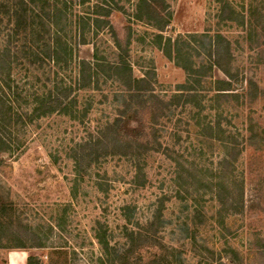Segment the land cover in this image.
<instances>
[{"label":"trees","instance_id":"16d2710c","mask_svg":"<svg viewBox=\"0 0 264 264\" xmlns=\"http://www.w3.org/2000/svg\"><path fill=\"white\" fill-rule=\"evenodd\" d=\"M215 1L219 13L214 31L190 36L192 42L180 37L172 42L157 35L164 56L186 73L185 82L164 100L154 90L153 73H145L141 79L133 77L128 51L130 36L123 42L109 21L114 11L124 12L120 1L0 0V156L13 154L21 148L22 141L17 134L21 129L51 115H62L81 125L86 134L81 141L65 149L66 158L73 162L74 193L77 182L84 177L83 164L91 167L114 156H131L138 162L141 156L152 153L166 157L174 164L171 176L177 186L176 198L183 194L181 199L197 201L199 197L193 196H198L199 192L189 191L188 180L200 184L206 175L197 171L196 165L195 169L193 165L188 166V171L183 164L186 163L182 161L183 151L175 138H178L176 125L181 119L167 135L158 134L156 129L168 125L170 121L167 120L173 119L175 110L191 108L196 111L195 117L200 118L214 114L215 119L203 123L200 129H208L210 134H222L219 141L229 150L223 159L224 168L232 165L248 147L256 151L264 147V132H254L252 126L247 130L248 135H242L241 139L222 128L223 124H230L222 119L229 98H241L244 102L249 97L255 98L259 88L252 80L243 85V79L232 68V42L218 27L222 22L233 24L250 48L264 42V0L248 9L235 4L234 0ZM133 6L132 18L145 21L159 32L171 22L169 12L163 15L164 0H137ZM83 9L87 11L82 12ZM104 28L112 33L116 50L114 60L99 55L97 48L93 50L91 61L80 59L79 47L90 44V40L94 47L93 37ZM256 46H264V43ZM201 55L205 56V64L196 66L193 58H201ZM215 68L222 72L225 80L213 81ZM107 83L110 87L114 85L112 91L106 87ZM107 102L114 105L112 117L106 115L94 121L96 125L89 129L87 117ZM146 115L149 117L144 122ZM138 169L141 175H135L136 182L140 176H145L140 167ZM215 178L218 180L214 183L213 177L208 178L207 184L210 194L220 205L218 219L213 225L225 228L224 217L228 210L236 212L244 206L243 184L234 182V191L238 190L234 195V191L230 192L228 179ZM159 202L145 224L132 222L129 205L122 208L127 212L123 215L126 224L120 231L124 242L121 246H111L108 233L102 235L96 230L94 238L102 250L100 264H183V253L175 247H167L159 237L164 227L161 209L164 199ZM14 207L13 202L0 193V250L44 248L47 237L23 224ZM194 213L196 218L202 216L201 205ZM182 228L186 240L194 238L190 236L188 226ZM218 255L217 263L210 264H243L238 252L230 246ZM26 264L40 263L30 256Z\"/></svg>","mask_w":264,"mask_h":264},{"label":"rangeland","instance_id":"374dc122","mask_svg":"<svg viewBox=\"0 0 264 264\" xmlns=\"http://www.w3.org/2000/svg\"><path fill=\"white\" fill-rule=\"evenodd\" d=\"M118 1L124 12L114 11L109 21L123 42H127L130 36L128 51L133 77L141 79L145 73H153L156 94L168 100L177 86L185 82L186 73L164 56L159 49L157 35L172 42L177 37L188 42L190 36L214 31L218 4L215 0H164L163 15L169 12L171 22L163 32H159L145 21L138 22L132 18L133 5L137 0ZM234 1L248 9L260 0ZM218 27L232 42V68L243 79V85L252 80L259 88L255 98L249 97L244 102L241 98H229L222 119L230 121V124H223L222 128L229 129L238 139L248 135L250 126L254 132L263 133L264 46L256 45L264 42L250 48L233 24L222 22ZM91 42L79 47L80 59L91 61L93 50L97 48L99 55L114 60L116 50L110 29L97 32L93 37L94 47ZM204 60V55L193 58L196 66L205 64ZM212 79L226 78L215 68ZM110 85L107 83L106 87L112 91L114 85ZM95 99L99 101L97 96ZM113 108L109 102L98 106L87 117L89 129L96 125L94 121L106 115L112 117ZM195 112L191 108H178L173 119L167 120L170 121L168 125L156 127L158 134L167 135L181 119L176 125L178 138H175L183 151L182 161H186L183 164L187 170L196 165V170L206 175L200 184L188 180L191 185L189 191L199 192L198 196H193L199 197L195 202L191 197V200L181 199L183 194L176 198L177 186L171 176L174 164L166 157L152 153L141 156L138 162L131 156H114L91 167L83 164L84 177L77 182L74 193L73 162L66 158L65 149L86 137L82 126L68 117L55 114L18 131L21 148L13 154L0 156V193L13 202L15 214L20 216L23 224L38 230L47 239L44 248L0 250V264H26L30 256L36 257L40 264H100L102 250L94 238L96 230L102 235L108 233L111 246H121L124 242L120 231L126 224L123 215L127 212L122 208L129 205L132 222L145 224L163 199L164 227L159 237L167 247H175L183 253V264L217 263L218 254L228 246L238 252L243 264H264V147L260 151L248 147L232 165L224 168L223 159L229 150L219 141L222 134H210L208 129H200L203 123L215 119L214 114L200 118L195 117ZM148 117H143L144 122ZM128 125L136 127L134 123ZM137 167L145 173L144 177H139V182L135 177L141 175ZM183 176L185 178L187 174L184 172ZM219 176L230 181L227 183L230 192L236 188L234 182L243 184L244 206L236 212L228 210L224 217L225 228L213 225L218 219L220 205L207 187L208 178L213 177L214 183L218 180L215 177ZM198 204L201 205L202 216L196 218L194 209ZM187 226L193 239H185L182 227Z\"/></svg>","mask_w":264,"mask_h":264}]
</instances>
